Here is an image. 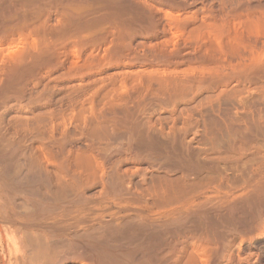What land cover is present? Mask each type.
<instances>
[{
  "label": "bare ground",
  "instance_id": "1",
  "mask_svg": "<svg viewBox=\"0 0 264 264\" xmlns=\"http://www.w3.org/2000/svg\"><path fill=\"white\" fill-rule=\"evenodd\" d=\"M0 264H264V0H0Z\"/></svg>",
  "mask_w": 264,
  "mask_h": 264
}]
</instances>
